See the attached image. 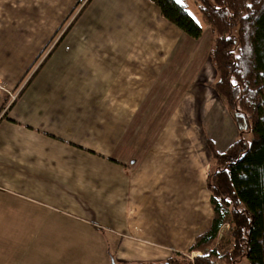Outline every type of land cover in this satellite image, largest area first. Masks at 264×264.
<instances>
[{
  "label": "crops",
  "instance_id": "obj_1",
  "mask_svg": "<svg viewBox=\"0 0 264 264\" xmlns=\"http://www.w3.org/2000/svg\"><path fill=\"white\" fill-rule=\"evenodd\" d=\"M78 1L0 0L10 7L4 11V15L10 17V26L6 30L10 39L1 48L6 58L3 63L11 70L12 77L9 80L6 76L7 80L0 81L5 89L18 82L17 79L35 60L40 47ZM115 2L120 4L117 0L88 2L62 42L23 91L22 103L13 104L6 118L0 120V174L13 173L8 176L18 182L12 188H0V261L11 264H32L38 260L54 262L52 255H59L62 260L63 239H67L68 246L77 245L81 231L86 236L87 245L93 249L82 253L83 259L93 257L95 260L96 255V264L161 263L171 256L172 251L186 254L194 237L210 224L212 210L205 189L201 196H197V188L192 186L184 170L176 167L174 162L168 163L158 150L151 151L154 147L158 149L153 145L156 137L159 143L163 142L159 140V132L163 131L165 117L160 116V121L153 118L148 127L132 124L130 120L131 130L124 129L119 134L118 152L103 154L107 160L89 152L94 151V147L80 143L78 128L65 123V112L60 108L63 101L72 99V95L64 99L60 95L54 98V93H49L61 81L51 83L46 80L48 75H59L52 74L54 71L63 74L65 80H95L96 77L105 80L113 68L120 66L121 55L111 58L103 43L97 41L98 48L95 44L82 50L78 47L80 37L87 38L91 27L100 36H106L110 29L117 27L109 24ZM134 2L139 6L135 25L143 31L148 24L143 22L156 20L160 12L151 0ZM124 10L118 9L115 15L128 16ZM121 21L131 24L125 19L117 23ZM0 41L4 42L1 35ZM180 49L172 45L161 62L167 67L173 66L176 72L173 76L182 77L184 70L174 62L180 56ZM118 51L123 54V50ZM194 51L189 50V53L197 54L199 60L206 53V47L198 45ZM116 73L117 78H123V72ZM167 82L170 85L167 84L165 90L169 93L172 87L173 92L177 84ZM177 90L170 99L159 97L158 88L150 87L149 92L140 98L128 93L124 87L119 92V101L124 103H120V111L128 110L126 102L140 98L148 103L138 102L139 106L151 115L155 96L158 100H168V104ZM49 100L54 103H47ZM214 144L217 146V142ZM149 153L156 155V162H149ZM206 156L209 162V154ZM5 160L14 167L8 166L5 170ZM154 171L160 174L159 178H155ZM64 180L72 184L70 193L59 187ZM76 183H79L77 189ZM195 184L203 187L202 180ZM47 206L58 209L52 211ZM41 210L44 217H48V226L43 222H31V214ZM20 212L23 219L16 220ZM32 243L36 244L35 249L27 247ZM17 246L26 251L14 254ZM38 252L40 257H37ZM196 253L199 252L191 255ZM75 255L68 257L75 259ZM86 264L93 263L87 260Z\"/></svg>",
  "mask_w": 264,
  "mask_h": 264
},
{
  "label": "rangeland",
  "instance_id": "obj_2",
  "mask_svg": "<svg viewBox=\"0 0 264 264\" xmlns=\"http://www.w3.org/2000/svg\"><path fill=\"white\" fill-rule=\"evenodd\" d=\"M117 1L120 4L118 5V3L115 2L112 11L113 18L109 20L111 26L116 25L117 27L110 29V32L107 33L106 36H100V34L95 32L91 27V31L88 33L87 38L85 36L80 37L81 42L78 47L82 50L86 46L95 44L97 47L98 42L100 44L103 43L102 45L110 52L111 58L113 55H121V59L123 60L120 63V69H118L119 67H117L118 70L113 68L111 74L106 75L107 78L105 80H100L97 77L95 80H65L63 74L59 71H54L52 74L59 75L54 77L48 75L46 76V80L51 83L61 81L57 83L54 88H51L48 84V87L51 88L49 93H54V98L60 95V97L62 96L64 99L72 95V99L65 102L63 101L62 107L60 108L67 114L63 112L65 123L72 124L73 128H78V138L81 139V142L79 139L78 141L80 143L85 146L90 145L94 147V151L88 150L89 152L94 156L107 160L108 158L103 154L109 153L110 151L118 152L117 141L119 140V134L124 132V129L131 130L129 126L130 120L132 124L136 125L137 123L138 126L148 127L153 122V118L156 117L155 121H160V119H158L160 116L165 117V125L162 127L163 131L159 132L160 136L158 134L159 140L163 142L159 143L156 137L153 145H157L158 149L154 147L151 151L155 152L158 150L160 155L167 159L168 163L172 164V162H174L176 167L184 170L185 175H189L188 179L192 186L197 188V196H201L205 189V196H207L209 204V193L205 187V179L208 173V158L206 156L208 153L205 146V139L209 137L213 142H217V146H215L217 151H223L226 146L235 139V128L231 119L223 103L213 90L215 71L210 64L208 55L211 43L210 29L201 21L197 3L194 0H180V2L186 5L189 14L202 27V34L198 39H192L176 26L166 21L161 15L156 20L152 19L153 23L151 19L146 22L144 21L143 24L147 22L148 24L142 31L135 25L137 21L135 15L139 13L137 9L138 4L134 2L137 0ZM84 2L85 0H79L68 10V13L66 12L67 14L64 15L63 20L59 22L46 43L41 46L40 50L36 53V60L35 62L33 61L34 64L32 68L28 66L26 69L27 71H24L17 79L18 82L15 83L12 88L5 89L0 82V120L4 114H6V108L10 104H15L18 101L22 103L21 97L23 91L28 87V84L34 80V77H31L32 70L44 59L47 50L50 49L49 46L55 45L63 33L66 32L63 35L64 39L74 23L72 20L75 15H78V18L87 6L86 5L82 9ZM8 8H10L9 5L0 3V35L4 40L3 43L0 41V81L7 80L5 78L6 76L9 77V80L12 79L10 74L11 70L6 69V64L3 63L6 58L1 51V48H3L2 45L9 42L10 39V35L6 32L10 26V17L7 14L4 15V11ZM120 8L122 10L126 9L124 11H127L129 15L126 17L119 13L115 15L116 11ZM152 16L153 13L150 18H152ZM116 17H118V20H116ZM122 19L131 22V24L123 23V21L118 24L117 22ZM152 25H154L153 30ZM66 28L68 30H66ZM88 39H90L89 42ZM62 40L57 44L59 45ZM47 45L49 46L46 48ZM172 45L181 48V51L179 50L181 52L180 56L174 62L176 66H180L184 70L182 77H179L178 74L173 76V72H175L173 66L167 67L164 65L165 63L161 62L162 56L167 55L166 53ZM198 45L201 48H204V46L206 47V53L199 60L196 59L197 54L189 53V50L195 52L194 50ZM45 48L46 50L44 51ZM120 49L123 50V54L118 51ZM43 62L45 63V59ZM44 63H42V66ZM117 71L123 72L121 75L123 78H117L119 77L116 73ZM155 77H157V79H155ZM168 78L170 80H167ZM165 80L171 81V85L174 83L175 85L177 84L173 92L172 87L169 93L165 90L167 84L170 85V82ZM27 81L28 84L25 86ZM155 86L158 88L159 94L157 95L159 97H170V99L174 96L175 89L178 90L176 91L174 99L170 100L168 104V100H158L155 96L156 100L151 103L153 112L150 115L144 109L142 110L138 102L148 103V101H141L140 98L146 94V92H149L150 87L154 88ZM36 87L37 85L35 84V89ZM124 87L127 89L128 93H133L135 94L133 96H140V98L138 101L134 99L126 102V108H128V110L126 112H121L119 92L120 89ZM4 100L6 101L4 102ZM47 103H54V101L49 100ZM121 104L124 105V103ZM166 108L168 112H164ZM9 109L10 106L7 111ZM222 121H224V124ZM78 149L81 150L82 148L79 147ZM83 150L87 151L85 148H83ZM150 157L152 158L150 159ZM147 158L149 162H156L155 154L151 155L149 153ZM157 161L160 162V159ZM159 162L156 164H159ZM3 164L5 170H7L8 166L9 168L14 167V165L7 160H5ZM156 164L152 167L155 168ZM154 173L155 178L160 177L159 173L156 171H154ZM10 174H0V188L9 189L18 184L17 180L13 179L12 176H8ZM196 175H198V177H196ZM201 180L204 188L198 187L197 184H195ZM78 186L79 183H76V189ZM59 187L67 193L72 191V184L67 180L59 184ZM68 197L69 196H66L65 198ZM47 208L52 211L58 209L57 207L50 208L49 206H47ZM32 215L33 214L30 216L32 217V223L43 222L48 226V217H44V211L41 210L33 216ZM225 217V220H228V216L226 215ZM20 219H23L21 212L18 213L16 217V220ZM80 235L81 237L77 238V245L68 246L66 242L67 239H63L62 255L64 258L62 260H59V255H52V257H54V262L38 260L32 262V264H86L87 260L96 264V255V261L93 257H89V259H83L84 257L81 258L82 253L93 251V249L87 245L86 236H84L81 231ZM39 236H41V234ZM213 246L217 250L218 257L222 256L224 253L230 252L231 237L227 222L220 227L219 234ZM17 247L18 248L13 252L14 254H23L26 251L22 246ZM27 247L35 249L36 244L32 243ZM95 251H97L96 245ZM47 253L50 254V252ZM70 254H76L75 259L68 257ZM196 254H200V252ZM170 255H172V253ZM189 255L193 256L191 253ZM37 257H40L39 252ZM240 259L241 258L234 264H246L245 259ZM213 261L216 264H226L219 258H215ZM21 263L23 262H17V264ZM135 263L150 262H134L132 264ZM0 264L11 263L0 261Z\"/></svg>",
  "mask_w": 264,
  "mask_h": 264
},
{
  "label": "trees",
  "instance_id": "obj_3",
  "mask_svg": "<svg viewBox=\"0 0 264 264\" xmlns=\"http://www.w3.org/2000/svg\"><path fill=\"white\" fill-rule=\"evenodd\" d=\"M89 1L85 0L82 9ZM151 1L166 21L192 39L200 38L202 27L184 3ZM194 1L201 21L210 29L208 55L215 71L213 90L231 119L235 139L223 151H217L211 138L205 139L209 154L205 187L212 219L208 227L194 237L188 253L172 251L165 261L216 264L213 260L219 258L223 263L234 264L241 258L246 264H264V0ZM57 43L46 46L50 49L45 61ZM44 59L32 70L31 77L37 74ZM226 215L228 220H225ZM226 222L231 250L218 257L213 243ZM196 251L200 254L189 255Z\"/></svg>",
  "mask_w": 264,
  "mask_h": 264
},
{
  "label": "water",
  "instance_id": "obj_4",
  "mask_svg": "<svg viewBox=\"0 0 264 264\" xmlns=\"http://www.w3.org/2000/svg\"><path fill=\"white\" fill-rule=\"evenodd\" d=\"M123 264H132V263H123ZM135 264H169V262H161V263H135Z\"/></svg>",
  "mask_w": 264,
  "mask_h": 264
},
{
  "label": "snow or ice",
  "instance_id": "obj_5",
  "mask_svg": "<svg viewBox=\"0 0 264 264\" xmlns=\"http://www.w3.org/2000/svg\"><path fill=\"white\" fill-rule=\"evenodd\" d=\"M177 2H180V0H177Z\"/></svg>",
  "mask_w": 264,
  "mask_h": 264
}]
</instances>
